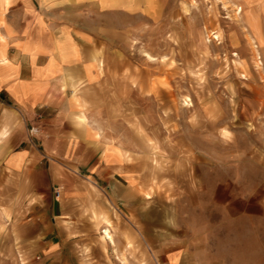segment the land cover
<instances>
[{
	"label": "rangeland",
	"instance_id": "374dc122",
	"mask_svg": "<svg viewBox=\"0 0 264 264\" xmlns=\"http://www.w3.org/2000/svg\"><path fill=\"white\" fill-rule=\"evenodd\" d=\"M68 3L106 72L90 109L137 151L135 194L77 169L94 189L79 238L47 248L36 217L6 214L0 264H264V0Z\"/></svg>",
	"mask_w": 264,
	"mask_h": 264
},
{
	"label": "crops",
	"instance_id": "0c3cea01",
	"mask_svg": "<svg viewBox=\"0 0 264 264\" xmlns=\"http://www.w3.org/2000/svg\"><path fill=\"white\" fill-rule=\"evenodd\" d=\"M68 4L0 0V216L36 217L35 239L47 248L81 234L68 236L94 189L78 170L98 179L108 198L130 202L135 194L124 168L137 151L121 144L124 129L107 112L90 109L106 72L94 36L73 26Z\"/></svg>",
	"mask_w": 264,
	"mask_h": 264
},
{
	"label": "bare ground",
	"instance_id": "6f19581e",
	"mask_svg": "<svg viewBox=\"0 0 264 264\" xmlns=\"http://www.w3.org/2000/svg\"><path fill=\"white\" fill-rule=\"evenodd\" d=\"M240 8V7H239ZM240 12V11H239ZM260 39V38H259ZM261 39H262V37H261ZM257 47H258V45H257ZM150 57H152L151 55H149ZM261 65V64H260ZM81 118V117H80ZM83 118V117H82ZM104 233L107 235V237L108 238H110L111 240L113 239V235H112V233H111V231H110V229H106L105 231H104ZM113 242H115V241H113ZM115 245V244H114Z\"/></svg>",
	"mask_w": 264,
	"mask_h": 264
},
{
	"label": "built area",
	"instance_id": "2783aa9c",
	"mask_svg": "<svg viewBox=\"0 0 264 264\" xmlns=\"http://www.w3.org/2000/svg\"><path fill=\"white\" fill-rule=\"evenodd\" d=\"M56 195H57V197L60 196V190L59 189H56Z\"/></svg>",
	"mask_w": 264,
	"mask_h": 264
}]
</instances>
